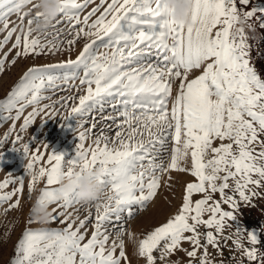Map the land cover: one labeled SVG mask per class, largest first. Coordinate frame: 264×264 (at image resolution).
<instances>
[{
    "label": "snow or ice",
    "instance_id": "snow-or-ice-1",
    "mask_svg": "<svg viewBox=\"0 0 264 264\" xmlns=\"http://www.w3.org/2000/svg\"><path fill=\"white\" fill-rule=\"evenodd\" d=\"M25 2L31 3V0ZM93 2L60 0L58 15L61 19L56 20V25L66 19L75 32L67 43L74 45L81 37L94 39L85 43L75 61L29 67L0 101V121H17L23 117L20 131L24 132L37 117L54 108V104L40 106L43 100L51 99L44 95L46 91L60 88L57 81L61 80L64 90H68L69 81L79 78L80 85L87 87L85 94L79 96L78 105L71 108V115L82 118L94 110L103 113L105 105H110L118 115L109 114L102 119L111 120L121 130L116 131L113 146L109 147L110 138L101 129L93 141L95 147L88 149L83 142L91 129L81 132L74 157L67 159L52 150L46 162L51 167L41 166L38 172L34 169L43 160V153L37 149L29 157L30 144L23 145L22 151L29 159L26 172L32 176L29 190L41 178L46 177L47 185L51 186L60 184L61 177L71 176L77 169L78 174H83L91 168L100 169L97 178L111 195L105 202L96 204L94 230L87 240L85 225L92 219L91 212L77 225L70 213L66 215L53 209L50 219H59L65 227L26 229L16 245L13 264H121L122 260L127 261L123 240L118 244L113 241L109 247L110 236L102 228L106 223L114 227L121 225L117 238L121 237L125 215L135 218L144 210L158 194L160 176L157 173L170 170L190 172L197 182L187 183L178 213L139 241L137 254L145 258L146 264H157L154 251H159V260L168 264V257L176 251L197 258L200 249L203 254L198 258L199 264H212L208 247L222 254L221 240L225 243L232 240L235 250L250 264L256 261L264 264V252L256 247L260 243L258 234L240 226L236 215L241 202L251 205L253 197L260 195L257 189L264 187V69L257 67L253 57L254 49L258 55H264L258 47L264 36H257V29L264 30V0L257 4L252 0H190L189 23L172 19L174 9L166 0H100L99 5L81 18V12ZM23 6L19 0H0V22L7 30L0 48L11 40L19 27L20 33L13 43V49H18L17 57L60 51L51 41L44 44L39 37L30 39L34 30L31 25L47 20L40 10L28 20L26 31L23 15L19 26L9 28L8 17L19 13ZM40 7L39 3L33 4L29 12ZM93 16H96L94 20ZM101 46L111 49V53L98 54ZM153 50L156 62L142 66L146 54H153ZM7 55L0 58V74L5 71ZM11 63L15 64L16 59ZM55 69H71V73L57 75ZM80 69L83 77H78ZM194 69H202V74L188 80ZM175 79H180V85L172 98ZM62 100L74 102L76 97ZM55 103L67 107L62 101ZM29 107L32 111L24 116ZM118 118H122L120 123H117ZM79 126L82 127V123ZM14 130L13 123L10 132ZM166 133L174 142L167 165L160 156ZM7 139L8 134L0 145ZM21 139L17 135L13 143ZM216 139L222 143L213 147ZM225 140L231 142L223 143ZM189 151L191 167H182L181 161L186 160ZM209 152L212 157L205 160ZM229 180L234 182L232 191L239 199L226 194ZM18 181L19 186L9 192L2 190L17 181L0 183V202L12 201L13 196L22 193L23 177ZM76 190L75 186L71 191L46 187L36 204L62 201L58 207L67 209L79 202ZM217 192L231 210H223L221 201L213 200L212 194ZM194 193H203V198L193 203ZM19 203L17 198L9 208H16ZM200 228L205 231L201 232ZM226 228L234 231L224 235ZM245 233L251 247L244 246ZM185 241L192 245V250L182 248ZM117 248L119 255H115Z\"/></svg>",
    "mask_w": 264,
    "mask_h": 264
},
{
    "label": "rangeland",
    "instance_id": "rangeland-1",
    "mask_svg": "<svg viewBox=\"0 0 264 264\" xmlns=\"http://www.w3.org/2000/svg\"><path fill=\"white\" fill-rule=\"evenodd\" d=\"M19 2L24 3V6L21 8L19 13H12L8 17L9 28L19 26L21 24L20 17L23 15V26L25 31L28 29V20L35 16L36 11L40 9H32L33 4L39 3V0H31V3H26L25 0H19ZM82 2V0H78ZM110 2V0H108ZM262 1L255 0L253 4L260 3ZM100 4V0H94L93 3L81 12V18L83 15H86L92 8ZM101 11H103V7ZM173 9V8H172ZM2 11V9H0ZM175 11V9H174ZM173 11V12H174ZM28 13V15H24ZM97 16L99 13L96 14ZM96 16H93L94 20ZM61 17L58 15L56 19L50 23L45 24L43 19L38 23H33L31 25L32 31L31 38L39 37L41 43L48 44L50 41L56 43L60 51L53 50L52 52H47L46 54L39 56H21L17 57L16 53L18 49H13V43L15 42L16 35L20 33V28L17 27V33L13 34L11 40L0 48V58H3L5 53H7V59L5 62V71L0 74V101L6 98L7 93L11 88L18 82L23 73L33 65H53L57 63L66 62L68 60L75 61L80 51H82L85 43L94 39V37L79 38L74 45H69L67 41L72 40L75 32L72 30V26L63 20L62 23L56 25V20H60ZM91 22V21H90ZM185 23V22H184ZM189 23V13L188 21ZM56 25V28L53 27ZM57 28L59 29V34H57ZM259 32L264 30L257 29ZM7 35V30L4 29L3 23L0 22V41H3L4 37ZM261 36H264L262 34ZM171 43V41H169ZM255 43V42H253ZM259 49L264 51V40H261L258 45ZM11 50V51H10ZM111 49L104 47L98 48V54H103L105 52L111 53ZM153 54H146V58L142 61V66L147 67L150 63L156 62V57ZM253 57L256 61V65L260 69H264V55H258L256 49L253 50ZM16 59V63L12 64L11 61ZM66 73H71V69H55L54 74L64 75ZM202 74V69H194L188 75V80L195 79L197 76ZM78 77H83V70L80 69L78 72ZM61 85L60 88L55 89L54 91L49 90L44 93L46 96H50L51 99H45L41 103V107L45 104H54V108L47 109L39 117H37L34 123L24 132L20 131V127L23 123V117L20 120H6L0 121V141H3L6 134H8V139L2 145H0V183L5 180H16L15 184L9 185L8 188L3 189V192L12 191L13 188L19 186V177H23V190L19 196H13L12 201L0 202V264H13V261L16 259L15 248L18 244V241L21 239L22 234L26 229L31 230H60L65 227L64 224L60 223V220L52 221L50 218L45 222H37L32 215V209L36 205L37 199L40 197L42 190L46 187L58 188L61 187L60 184H54L48 186L46 183L47 178L39 179L32 190H29V184L32 180V176L26 172V165L29 162V159L25 158V154L22 151L23 145L30 144L29 157L37 149L43 153V160L37 167L34 169L35 172L39 171L41 166L48 168L51 165L47 164L48 155L51 154L52 150L57 153L65 155V158L70 159L74 157L75 152L80 144L79 134L91 129V134L84 140L83 146L85 149L90 147L94 148L95 144L93 141L96 139L97 135L100 134L101 129H103L104 135H107L109 139V147H112V140L115 138L116 131H120L111 120H103L102 117H106L109 114L118 115L112 111L110 105H105L103 113L98 111H93L91 114L84 117H73L71 115V108L77 106L79 103V96L85 94L84 89L86 85H80V79L77 78L74 81H69L68 90H64V82L57 81ZM74 85V86H73ZM180 79H175L172 84V93L171 97L174 98L179 91ZM94 87V85H93ZM79 89V90H78ZM75 96L76 100H62L64 97ZM56 101H62L66 103L67 107H62L61 103H55ZM172 99L169 100V111H171ZM32 111V108L29 107L25 110L24 116H27L29 112ZM49 113H54V115H49ZM3 115H8L3 113ZM12 115H15L13 112ZM122 118H118L117 123L121 122ZM95 122V128H92L93 123ZM13 123L15 124V130L10 132ZM82 123V127L79 125ZM125 135H127L126 129ZM17 135L21 136L22 139L17 143H13L16 140ZM167 136L165 146L163 149H160V156L164 160L165 165L170 162L171 149L174 146V142L171 135L165 134ZM174 135V130H173ZM147 139V137H145ZM231 141L225 140L223 143H230ZM222 143L219 139L213 141V147H217ZM45 145H48L45 148ZM103 142L101 143V147ZM119 146L118 144L116 145ZM159 148V145H157ZM235 150V146H234ZM90 155V153H89ZM212 157L211 152L205 157V160ZM147 161H145L146 163ZM182 167H191V155H189L186 160L181 161ZM78 170V169H77ZM65 171H67V165L65 164ZM11 174V175H10ZM160 176V187L158 189V194L153 198L152 201L148 203V206L139 212L135 218H126L122 223L123 235L117 238V231L121 225L114 227L112 223H106L103 230H107V233L110 236L108 241V246L112 245L113 241L119 243V240L122 239L124 242V251L127 257V261L122 260L121 264H146V260L143 257H140L137 254V249L139 241L143 239L149 232L154 230L156 227L165 223L169 218L178 213L182 203L183 196L185 193V187L187 183L197 182L196 178L193 177L190 172H181L178 170H170L163 173H157ZM223 175V173H221ZM217 183H220L219 181ZM230 188L226 190L227 195H234L238 198V194L232 191L234 187V182L229 180ZM170 185V187H169ZM251 187V186H250ZM257 191L260 195L253 197L252 204L246 205L241 202L239 211L236 213L238 216L237 223L245 229L255 231L260 239V243L256 245L260 252H264V187L258 188ZM2 194V193H0ZM203 193H194L192 196L193 203L196 200L203 198ZM213 200L221 201V207L223 210H231L227 204H224L220 194L213 193ZM19 198V205L16 208H9L10 203H14L16 199ZM106 199L83 203L79 200L78 203H74L69 206L67 209L59 208L58 205L63 203L62 201L51 203L49 210L52 213L53 209H58V211H63L65 214H71V218L75 220L76 224H79V221L85 219V217L92 213V219H89L85 225L87 229L86 240L91 236L92 231L94 230L95 224V215L96 213V204L103 203ZM254 205V206H253ZM102 211V209H101ZM55 215V213H53ZM205 219H207V214H205ZM63 219V217H60ZM31 220V223H29ZM82 232L85 229H81ZM201 232H204V228H200ZM234 229H225L224 235H228ZM186 235H190L186 233ZM85 240V242H86ZM203 243V241H202ZM245 247H251L250 243L246 239L243 240ZM222 254L218 253L216 249L209 246L208 252L210 258L212 259V264H250L248 259L242 256L241 252L235 250V246L232 240H228L226 243L220 241ZM162 247V244H161ZM182 248L192 250V245L185 241L182 242ZM120 249H116L115 255H119ZM203 254V249H200L197 252V258H189L184 251H176L170 257H168V264H199V257ZM259 254V253H258ZM153 255L157 257V264H163L159 260V251H154ZM251 264H258V261L251 262Z\"/></svg>",
    "mask_w": 264,
    "mask_h": 264
},
{
    "label": "clouds",
    "instance_id": "clouds-1",
    "mask_svg": "<svg viewBox=\"0 0 264 264\" xmlns=\"http://www.w3.org/2000/svg\"><path fill=\"white\" fill-rule=\"evenodd\" d=\"M170 8L175 9L172 14V19L178 22L188 21V13L191 7L190 0H166ZM60 0H39L41 5L40 11L44 13L47 20L45 24L52 23L59 14ZM100 169H88L83 174L74 172L71 176H63L60 180V185L66 191H71L76 187V196L83 203H90L106 199L111 193L100 183L99 177ZM33 218L37 222H45L51 216V211L48 205H34L32 209Z\"/></svg>",
    "mask_w": 264,
    "mask_h": 264
},
{
    "label": "bare ground",
    "instance_id": "bare-ground-1",
    "mask_svg": "<svg viewBox=\"0 0 264 264\" xmlns=\"http://www.w3.org/2000/svg\"><path fill=\"white\" fill-rule=\"evenodd\" d=\"M254 1H255V0H252V3H253ZM260 1H262V0H260ZM262 34H264V31L259 32V31L257 30V36H261Z\"/></svg>",
    "mask_w": 264,
    "mask_h": 264
}]
</instances>
